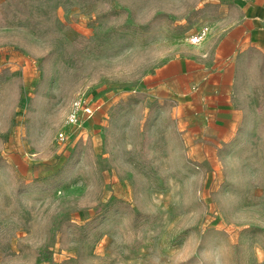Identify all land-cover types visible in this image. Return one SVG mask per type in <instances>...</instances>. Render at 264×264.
<instances>
[{
	"label": "rangeland",
	"instance_id": "obj_1",
	"mask_svg": "<svg viewBox=\"0 0 264 264\" xmlns=\"http://www.w3.org/2000/svg\"><path fill=\"white\" fill-rule=\"evenodd\" d=\"M243 2L0 0V264H264V52L210 153L135 91Z\"/></svg>",
	"mask_w": 264,
	"mask_h": 264
},
{
	"label": "crops",
	"instance_id": "obj_2",
	"mask_svg": "<svg viewBox=\"0 0 264 264\" xmlns=\"http://www.w3.org/2000/svg\"><path fill=\"white\" fill-rule=\"evenodd\" d=\"M238 9L236 22L213 46L160 64L135 89L150 104L170 109L178 128L194 140L191 145L205 153L233 139L242 122L241 53L250 48L264 52V0H244Z\"/></svg>",
	"mask_w": 264,
	"mask_h": 264
},
{
	"label": "built area",
	"instance_id": "obj_3",
	"mask_svg": "<svg viewBox=\"0 0 264 264\" xmlns=\"http://www.w3.org/2000/svg\"><path fill=\"white\" fill-rule=\"evenodd\" d=\"M207 36V31L202 30L200 31L195 37L192 38L191 43L192 44H200L202 43ZM85 113L88 117L93 115V109L90 106H86L85 104H81L80 102H74L69 116H68V123L77 125L80 121L81 114Z\"/></svg>",
	"mask_w": 264,
	"mask_h": 264
}]
</instances>
